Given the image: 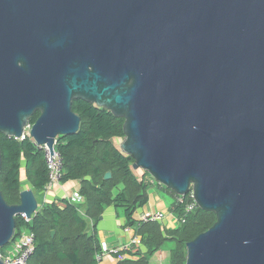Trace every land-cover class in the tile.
I'll return each instance as SVG.
<instances>
[{"label":"water","instance_id":"water-1","mask_svg":"<svg viewBox=\"0 0 264 264\" xmlns=\"http://www.w3.org/2000/svg\"><path fill=\"white\" fill-rule=\"evenodd\" d=\"M75 100L124 120L133 170L215 215L185 264H264V0H0V134L39 113L50 160ZM37 209L30 184L0 191V249Z\"/></svg>","mask_w":264,"mask_h":264},{"label":"trees","instance_id":"trees-1","mask_svg":"<svg viewBox=\"0 0 264 264\" xmlns=\"http://www.w3.org/2000/svg\"><path fill=\"white\" fill-rule=\"evenodd\" d=\"M72 110L81 119L79 130L74 135L58 138L55 149L62 161L60 183L79 182L84 212L80 213L82 205L64 199L59 204L41 202L29 221L15 217V236L22 232L33 235V250L27 264H97L95 258L101 244L95 232L88 230V220L95 224L108 206L122 208L126 226L135 227L141 236V244L131 251L130 259L117 264H149V258L165 241L173 243L169 264H185L186 243L208 230L216 220L215 215L200 208L186 213L177 203V195L167 189L175 196L171 209L178 219L175 228H166L161 222L137 225L133 216L147 204L148 190L153 184L147 180V173L133 170L132 158L119 150L116 141L124 138V120L105 108L80 100L73 101ZM38 115L35 113L29 120L30 125ZM0 153V191L8 204L19 202L22 167L34 194L45 190L48 170L44 153L29 136L15 139L0 134ZM138 171L140 177L136 175ZM107 172L111 177L104 179ZM8 246L0 249V257ZM140 246L144 247V254L136 250Z\"/></svg>","mask_w":264,"mask_h":264},{"label":"crops","instance_id":"crops-1","mask_svg":"<svg viewBox=\"0 0 264 264\" xmlns=\"http://www.w3.org/2000/svg\"><path fill=\"white\" fill-rule=\"evenodd\" d=\"M137 176H141V172H136ZM29 184V183H28ZM79 191V182L78 181H67L65 183H60L55 185L52 189L47 191L38 192L41 195L42 201L47 203H56L59 204L61 200H69L74 193ZM149 199L146 205L142 208L137 209L133 218L138 220L142 215L150 212H162L166 214L164 220L161 222L166 228L173 229L177 221L175 216L171 215V209L169 202L161 196L159 193H155L153 190H148ZM170 195V194H167ZM40 202V203H41ZM84 201L76 202L77 205H82L80 207V213L83 214V205ZM88 220V219H87ZM88 230L95 232V236L100 244H106L109 247H117L121 244L128 242L130 235L125 232L126 219L124 216V210L122 208H117L115 206L105 207L101 217L94 224L90 219L88 220ZM95 227V230L93 229ZM141 237V236H140ZM143 254L145 253L144 247L140 246L138 249ZM135 250V251H136ZM169 261V252L165 257L164 251L155 252L148 260L149 264L153 262L155 264H164L165 260ZM97 264H117V261L113 256L104 255ZM169 264V263H168Z\"/></svg>","mask_w":264,"mask_h":264},{"label":"built area","instance_id":"built-area-1","mask_svg":"<svg viewBox=\"0 0 264 264\" xmlns=\"http://www.w3.org/2000/svg\"><path fill=\"white\" fill-rule=\"evenodd\" d=\"M28 128V130H26ZM31 125L28 124L25 128V134L28 136ZM35 144V142L33 141ZM44 153V160L48 170V182L45 186V191L52 189L55 185L60 184L61 174H62V161L59 153L54 147L53 154L50 155L46 146L38 147ZM147 180L154 184V180L147 176ZM162 186L161 184H159ZM83 200L82 196L79 193H74L70 198V202L76 203ZM177 203L181 204L184 207L186 213H190L198 209V205L195 202L192 192L190 191L186 196H177ZM173 215V213L171 214ZM166 214L162 212H150L142 215L137 220V225L146 223V222H162ZM174 216V215H173ZM25 219L24 217H22ZM178 222L177 217H175ZM28 221L27 219H25ZM184 222V219L181 220ZM125 232L130 235L128 242L121 244L117 247H109L106 244H101L100 251L96 254L97 263L101 260L104 255H110L115 258L117 262H121L126 259H130L129 255L133 251L134 247L141 244V237L138 235L135 227H125ZM14 247V254H11L9 248ZM33 250V235L31 233L22 232L19 236H15L14 240L10 243L8 248L5 250L1 259L6 264H27L28 257L30 256Z\"/></svg>","mask_w":264,"mask_h":264},{"label":"rangeland","instance_id":"rangeland-1","mask_svg":"<svg viewBox=\"0 0 264 264\" xmlns=\"http://www.w3.org/2000/svg\"><path fill=\"white\" fill-rule=\"evenodd\" d=\"M28 130V128L26 129ZM122 140H117L116 143L117 145L121 142ZM150 177V176H149ZM152 178V177H150ZM152 180H154L152 178ZM154 184L150 186L149 190H153L155 193H159L161 196H163L167 202H169V206L170 208L173 206L174 202H175V196L173 194H171L164 186H160L158 182H156L154 180ZM21 189H26L28 187V182L24 177L23 174V167L21 170ZM170 194V195H167ZM35 197L38 201V205L40 204V202L42 201L41 195H39L38 193L35 194ZM177 224V223H176ZM173 247V243L170 241H165L162 246L160 247V251H164L165 252V257L167 256V253L169 252V249H171ZM11 250V254H14V247L12 246L11 248H9ZM169 261L166 259L164 264H168ZM152 264H155L154 262Z\"/></svg>","mask_w":264,"mask_h":264}]
</instances>
